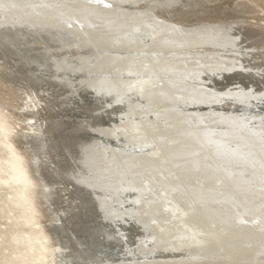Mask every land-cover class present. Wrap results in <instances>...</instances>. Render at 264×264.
I'll list each match as a JSON object with an SVG mask.
<instances>
[{
	"label": "bare ground",
	"instance_id": "bare-ground-1",
	"mask_svg": "<svg viewBox=\"0 0 264 264\" xmlns=\"http://www.w3.org/2000/svg\"><path fill=\"white\" fill-rule=\"evenodd\" d=\"M255 2L264 10V0ZM258 19L264 20V14L246 0H0V78L26 93L22 104L31 110L32 127L17 138L23 149L12 135V145L3 148L0 189H34L36 218L47 209L45 190L58 187L60 202L66 198L62 192L69 193L67 207L61 209L69 229L82 226L95 233L103 224L113 237L123 236L113 222L126 205L121 199L126 194L128 206L136 208L137 247L143 252L166 236L174 246L190 230L202 235L195 238L199 243L187 246L188 255L145 264H264V24ZM143 27L155 36L146 45L126 39ZM192 47L197 51L155 56ZM146 58L157 61H150L153 66H175L182 76L196 67L207 77L232 67L255 70L219 92L215 103L222 110L204 115L170 110L161 125L148 119L114 122L141 108L150 111L169 100L175 103L180 91L193 87L188 79L164 75L150 80L148 90L133 91L129 85L137 79L124 83L120 76L143 67ZM72 65L80 77L74 86L71 75L51 73L58 68L68 74ZM123 84L132 93L127 98L123 92V105L115 108ZM47 89L51 96L39 110V94ZM88 95L92 105H85ZM104 97L108 104L101 102ZM71 98L78 112L74 118L63 106L55 110L58 102L68 104ZM200 117L203 124L197 122ZM115 142L122 149L108 145ZM145 145L153 148L135 149ZM41 157L45 161L40 167L46 168L50 182L37 173ZM169 193L185 206V227L176 224V211L163 210ZM168 221L176 225L164 228ZM69 236L76 241L74 232ZM113 241L122 242L119 237Z\"/></svg>",
	"mask_w": 264,
	"mask_h": 264
},
{
	"label": "rangeland",
	"instance_id": "rangeland-1",
	"mask_svg": "<svg viewBox=\"0 0 264 264\" xmlns=\"http://www.w3.org/2000/svg\"><path fill=\"white\" fill-rule=\"evenodd\" d=\"M246 1L256 6V8L259 11L260 16L264 14V10H262V7L258 5L255 2V0H246ZM143 3H146V2H143ZM252 21H255V19H252ZM257 22L264 24V20H261V19H258ZM145 27H143L142 29H139V32L138 31L135 32L134 35H132L131 37H126V39L128 40L134 39L135 41V38H136V40L139 39L137 40V42L139 41L138 44L140 46L146 45L148 42L154 39L155 36H154V33H152V31L151 33L150 32L147 33L149 30H147ZM142 33H144V35ZM136 34L138 38L135 37ZM196 49L197 48L192 47L189 50L188 49H184L183 51L176 50V52L171 51V50H164L162 51V53H159V56L158 54H156L155 56L157 58H162L164 55H169L172 53L187 52V51L195 52L197 51ZM64 52H68V51L65 50ZM12 55L13 54H10L9 57H11ZM146 60L148 61L147 63L144 62L145 65L143 67H140L137 69L132 68L130 69V71H127L125 72L124 75L120 76V79L124 83L127 81L129 82L130 80L132 81L133 80L135 81L136 79L138 80V81L136 80L135 82H132V85H129L131 87L128 86L130 89H133L134 87L133 91L138 90V92L142 93L143 89L148 90L149 89L148 84L150 82L155 81L159 79L160 77H163L164 75H168L169 77L176 78V79H179V78L184 79V80L188 79L189 81L193 83V87H191L190 89H185L184 91L182 90L183 89L182 88L181 89L182 91H180V93L177 94V97H176L177 100H174L175 103H172L173 100H169L170 102L160 106L162 107V110L159 109L160 107H157L156 110L152 109L150 111H147L141 108L143 112L140 111L131 116L121 117L120 120L114 119V122H120L127 118H130L131 120L148 119L149 121L153 122L154 125H158V124L161 125L163 123L164 124L166 123L165 121H163V118L165 114L169 112L170 110H174V111L175 110H179V111L193 110L194 112H200L202 115H204L206 114L204 113L206 111H212V110L221 108L215 103L216 101L220 100L218 99L220 98L218 97L219 92L223 91L225 88L228 89L231 86L240 83V81L245 79V76H248L251 73V71L255 70L254 66L252 67L245 66L241 69L239 67H232L231 70L224 72L223 75L220 74L216 77H207L203 75L202 73H200L201 71L197 69L198 67H196L193 69V72L191 71L190 74L185 75L187 77L185 78V76H182L180 74V71L175 66L171 67L169 65L167 66L161 65L159 63H156L157 61L152 58H146ZM152 60L156 61L154 66L150 62ZM159 65L162 66L161 68H164L166 70L168 69L169 72L166 73L162 71V69L160 70ZM71 68H72V71L69 72L70 74L69 73L67 74L66 71L58 70V68H53L55 69V71L51 70V73H53L54 75H60V74L71 75L68 77V79L71 80L74 86V83H76V81L80 77H79V73L74 70L75 67L73 65ZM35 73H38V72H35ZM46 74L47 73H45L44 75ZM106 76L110 77V75H104L103 78H105ZM233 77H237V78L231 80ZM217 83H221V85ZM136 85H137V88H136ZM122 87L123 88L120 89L122 94L119 96V99H118L119 102L117 100L116 102L113 103V104H116L114 105L115 108L116 107L119 108L120 105L122 106L123 104L121 103L123 102V100L126 97L128 98L131 96L132 91L124 84ZM123 92H125L126 97ZM51 93L52 91L47 89L46 93L43 92L39 94V97L42 99L41 103L37 105V108L39 110H42V108L45 107V100L48 98V96H51ZM225 96H223V99ZM25 97H26V93L23 90H20L14 87L7 81L0 78V164L5 162V153L3 152L4 151L3 148L5 146L12 145V143L9 140L10 136L12 135L14 139H17L19 137L21 138V136L27 133H30L32 131L31 122L28 119L31 110L25 109L24 105L22 104L23 102L25 104ZM91 98H92L91 95H88V97L87 96L84 97V99L86 100L85 105H87L88 103L89 105H92L93 99ZM74 101L76 102V100H73L71 98V101L68 104H63V103L58 102L59 104L56 106L55 110L60 112L59 107L61 108L63 106L62 108L65 107L64 109H66V112L68 113V115L69 116L73 115L72 117L74 118L75 114L78 113L77 106ZM101 102L108 104L109 100L106 97H104L103 101ZM177 102L179 103L177 104ZM70 105L72 109L70 108ZM23 109H25V111ZM155 112H157L158 114L156 113L157 114L156 115ZM157 116L159 117L157 118ZM200 118H201V121H197V122H199L200 124H203V117H200ZM159 119L161 120L159 121ZM16 143L18 147L23 149V142L20 139H17ZM108 145L109 146L112 145L114 149H122L123 147L121 143H117V142L108 144ZM152 148L153 146L145 145L143 148L137 147L135 149H137L138 151L141 149L148 151V150H151ZM42 161H45V158L41 157V159H39V162H38L39 167H37L38 169L37 173L40 176V178H43L46 182H50L51 180L48 176L46 168L40 167V165L43 164ZM62 185L64 184H61L60 187ZM50 190L51 192L48 190H45V193H44L45 195L47 194L46 195L47 196V200H46L47 209L43 208L42 216L39 217L37 215L36 218H34L35 216L33 215V203H32L33 197H31V194H33L32 191H34V189L31 191L30 186L23 188V190L22 188H17V187L14 188V186L9 187V188L6 187V188L0 189V264H145V262H150V261L152 262V261L175 260V259L181 258L184 255H188L187 254L188 252L187 253L184 252L187 246L188 245L191 246L197 242L199 243V241L198 240L196 241L195 238H198V237L202 238L201 234L190 230V229H193V230H196V229L194 228L189 229L188 227H186V229L188 228L190 230L188 231V235H187L188 237L184 238V240L183 239L177 240L176 241L177 243L176 245L174 244V246L172 244L173 241L171 240V238L169 236H166V238L161 243L159 244L154 243V245H150V246H153L150 250L146 249L144 252L139 250L137 247L138 245L137 234L140 233V228L138 227V223L136 221V218L134 217L136 208L133 206L130 207V205L128 206L129 198H128V195L126 194L123 196V198H121L122 201L125 202L126 204L124 205L125 209L123 210L124 206L119 209V212L117 213L118 218L115 219L113 222L114 224L113 227L123 232L122 237L120 235L116 237L107 235V232L103 224L102 226L100 225L99 227L100 229H98L97 232L95 233H88L91 231L86 230V228L82 226H79L78 230H76V228L75 230L73 229L71 230V228L69 229L68 227V223L65 221L64 215L61 213V209L63 207H67L66 200H67L69 193L62 192L63 197H66V198H65V202H60L59 198L57 197L58 196L57 191L59 190L58 187H55L54 190L50 188ZM25 196H28V197L21 199V197H25ZM167 196L168 197H165L163 199V201H165L166 203L163 206L164 207L163 210L166 212V214L168 213L172 214L174 211H176L177 212L176 214L179 217L178 218L179 221L176 222V224L181 225V227H185V226H182V222L187 220V218L185 217V214L187 213V211L185 210V206L182 204H179L173 194L171 196V194L169 193V195ZM13 198L14 199L17 198V199L11 202L10 200H12ZM8 200L10 202H8ZM59 212L61 214H59ZM56 216H57V221L59 223L56 222L58 224H55L54 230H52L50 227V224L55 221ZM172 222L173 221L171 222L168 221L162 226L164 228L166 227L167 229L169 228L171 229L173 226L176 225L175 222L173 223ZM71 231L74 232V235H76L75 237L77 238L76 239L77 243L79 242L78 244H81L79 249H77L78 247H76V249L74 247L76 243L75 238L73 236L72 237L69 236V233ZM52 233L56 234L57 239L60 241L62 245H65V247H62L60 245V243L52 236ZM118 237L122 241L120 245L119 243H116L115 241H113V239L115 240ZM106 238H109V239H106ZM66 239L68 241H66ZM162 243L169 245V247L165 248L164 246H161ZM120 246L122 247L124 246V247L122 248ZM176 246L177 247L179 246V248H176ZM171 251H172V254H171Z\"/></svg>",
	"mask_w": 264,
	"mask_h": 264
}]
</instances>
